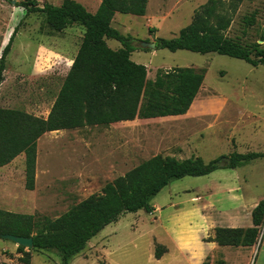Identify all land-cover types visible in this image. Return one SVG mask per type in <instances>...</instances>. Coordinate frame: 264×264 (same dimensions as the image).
I'll use <instances>...</instances> for the list:
<instances>
[{"label":"rangeland","instance_id":"obj_1","mask_svg":"<svg viewBox=\"0 0 264 264\" xmlns=\"http://www.w3.org/2000/svg\"><path fill=\"white\" fill-rule=\"evenodd\" d=\"M37 1L40 5L54 6L62 2ZM74 1L91 14L100 2ZM207 1L149 0L143 18L116 14L112 25L122 36L135 42L136 50L130 60L147 69V80H153L158 70L193 68L206 72L201 92L188 112L179 117L46 134L37 144L32 192L24 189L23 155L0 169L1 211L54 220L72 206L100 193L107 183L157 155L179 161L200 157L208 163L233 153L262 151L247 147L252 126L262 128L264 66L253 68L215 54L150 51L138 46V43L156 44L159 39H175L189 25L194 10ZM21 2L0 0V57L14 29L20 25L6 59L0 85V110L20 111L46 119L70 69L66 60L71 58L73 47H78L83 31L72 27L52 33L44 26L42 17H25L23 9L18 7ZM251 15L255 16L256 24L245 29L243 19ZM226 36L245 46L258 44L264 48V0H243ZM106 44L113 51L122 48L112 40H106ZM227 103L251 106L260 117L257 121L229 118L223 110ZM238 112L243 114V109ZM219 122L234 124L240 129L223 130L217 127ZM261 201H264V158L243 168L226 169L222 175L174 181L152 200L151 206L158 208L157 211L150 215L139 211L122 216L68 264H183L189 258L180 250L181 242L189 241L194 250L197 247L186 231L200 224L198 215L219 220L220 214L236 208V202L250 206ZM215 229L211 227L210 232H203L197 240L202 247H208L202 264H225L222 257L216 256L217 249L209 245L213 243L210 240ZM263 233L264 218L253 246ZM157 246L164 252L159 260L154 258ZM0 264L63 263L54 252L26 249L20 252L13 243L0 240ZM227 264H235L230 256Z\"/></svg>","mask_w":264,"mask_h":264},{"label":"trees","instance_id":"obj_2","mask_svg":"<svg viewBox=\"0 0 264 264\" xmlns=\"http://www.w3.org/2000/svg\"><path fill=\"white\" fill-rule=\"evenodd\" d=\"M8 1V0H5ZM149 0H101L95 13H89L74 0L59 6L40 5L23 0L18 7L24 16L38 15L52 33L78 27L83 31L78 51L46 119L24 112L0 110V169L24 156V189L34 190L38 140L48 133L105 128L135 120L184 116L202 89L205 71L193 68L158 70L147 80V69L130 60L136 50L130 37L112 28L116 14L144 17ZM243 0H208L194 10L189 25L175 39L156 42V50L186 51L264 66V48L245 46L226 36ZM244 28L256 24L254 15L243 19ZM18 25L0 57V85L6 59L19 31ZM106 40L122 48L111 50ZM221 156L205 163L200 157L182 161L157 155L107 183L96 195L72 206L52 220L0 210V235L31 238L34 251L54 252L63 264L79 255L106 227L126 214L144 211L152 214V200L170 183L184 178L207 177L218 170L237 169L263 159L264 153H233L229 166L219 164ZM264 218V201L252 212V228H217L210 242L218 247H252ZM22 252L24 249L18 247ZM156 247L154 258L164 252ZM24 263L27 260L24 258ZM203 264H209L204 262Z\"/></svg>","mask_w":264,"mask_h":264},{"label":"crops","instance_id":"obj_3","mask_svg":"<svg viewBox=\"0 0 264 264\" xmlns=\"http://www.w3.org/2000/svg\"><path fill=\"white\" fill-rule=\"evenodd\" d=\"M100 3H101V0L99 2V5H100ZM97 8H96V10H97ZM146 12H147V10H146ZM115 17H116V15L114 16V19L111 23V26L113 25V23L115 21ZM77 51H78V47L74 46L71 58L69 57V59L66 60V61H68V63H70L68 68L71 67L73 59L75 58V56L77 54ZM69 56H70V54H69ZM200 92H201V90L199 91L198 94H200ZM239 109H243V114H240L238 112ZM223 110H225L227 112V116L229 118H236V119H240V120H243V118H244L247 121L248 120L257 121L258 117H260V115L257 112H254L251 109V106H245V105L242 106V105H238V104L227 103L226 106L223 108ZM135 121H133V122H135ZM129 123H132V122H124V123H118V124L121 125V124H129ZM260 123L262 124L261 125L262 128H260L259 126H256V128H253V126H252L251 133H250V135H248L249 146L247 148L250 150H252L253 148L257 149V150H262L259 153H264V149H263L264 148L263 147L264 146V116H262V115L260 117ZM217 127L221 128L223 130H228V131L230 130L232 132L238 131L240 129V126L238 127L234 124L223 123V122H219ZM54 133H61V131L60 132H54ZM43 137H46V134L38 140V143ZM258 148H262V149H258ZM228 150H229V148L226 149V151H228ZM220 154H223V153H220ZM37 159H38V157L36 158V161H37ZM227 170H229V169H227ZM233 170H235V169H233ZM224 171H226V169L218 170V171L212 173L211 175H222V173H224ZM218 179L221 180L223 178H218ZM218 179H216V180H218ZM218 181H216V183L220 184V182H218ZM258 203L259 202H254L252 205L249 206L246 202H236V208L234 210H231L228 214H227V212H223L222 215L220 214L219 220H217L216 218H214L216 220H210V218H208V217H205L203 215H198L196 217V219L198 218L200 220V224L193 226L192 229H188V231H186L187 237L189 236V238L194 239V243L197 244V247H195L196 249L194 250L189 245V241L184 240V242H181L182 247H180V250H184L182 253L185 255L187 254V256L189 258L188 261H185L183 264H202L203 260L207 256V252H208L207 248L208 247L207 248H205L206 246L202 247L200 245L201 244L200 241H197V240L200 239V236L203 232H205V231L210 232L211 227H213L214 229L215 228H224V229H249V228H252V212ZM157 210H158V208H156V209L154 208V212ZM186 227H189V226H186ZM175 228H176V226H175ZM178 245H177V248H178ZM209 245H212L214 247V249H217V250H215L216 256L222 257L225 264H227L229 256L231 258H233L235 264H264V233H263L262 237L260 238V240H258V243L256 244V246H252V247H248V248L218 247L215 243H210ZM208 250H210V249H208ZM191 253H192V255H191Z\"/></svg>","mask_w":264,"mask_h":264},{"label":"water","instance_id":"obj_4","mask_svg":"<svg viewBox=\"0 0 264 264\" xmlns=\"http://www.w3.org/2000/svg\"><path fill=\"white\" fill-rule=\"evenodd\" d=\"M11 4L14 5V2H11ZM138 46L142 50H150V51L156 50V44L154 43L153 44L138 43ZM219 164L227 167L230 164V159L228 157L221 158ZM0 240L9 241L14 245H16L17 247H21L26 250H32L33 248V242L31 238H22L12 235H0Z\"/></svg>","mask_w":264,"mask_h":264}]
</instances>
